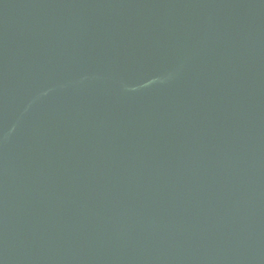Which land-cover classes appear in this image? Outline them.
Instances as JSON below:
<instances>
[{
    "label": "water",
    "instance_id": "1",
    "mask_svg": "<svg viewBox=\"0 0 264 264\" xmlns=\"http://www.w3.org/2000/svg\"><path fill=\"white\" fill-rule=\"evenodd\" d=\"M0 264H264V0H0Z\"/></svg>",
    "mask_w": 264,
    "mask_h": 264
}]
</instances>
